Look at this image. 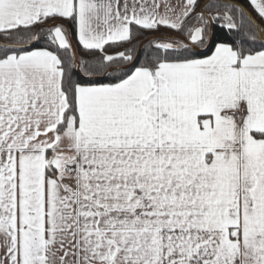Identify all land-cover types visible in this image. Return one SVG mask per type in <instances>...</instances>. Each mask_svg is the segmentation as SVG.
Here are the masks:
<instances>
[{
  "label": "snow or ice",
  "instance_id": "6c2138e0",
  "mask_svg": "<svg viewBox=\"0 0 264 264\" xmlns=\"http://www.w3.org/2000/svg\"><path fill=\"white\" fill-rule=\"evenodd\" d=\"M0 264H264V0H0Z\"/></svg>",
  "mask_w": 264,
  "mask_h": 264
},
{
  "label": "trees",
  "instance_id": "16d2710c",
  "mask_svg": "<svg viewBox=\"0 0 264 264\" xmlns=\"http://www.w3.org/2000/svg\"><path fill=\"white\" fill-rule=\"evenodd\" d=\"M147 35V34H146ZM144 37L143 36H140L138 37L136 40L133 41L134 44H137L139 45L142 41H143ZM73 43L75 44L76 41H75V38H73ZM128 45H125V47H127ZM76 48H77V52L78 54L81 56V57H84L86 55V53L84 51H82L80 49V46L77 44L76 45Z\"/></svg>",
  "mask_w": 264,
  "mask_h": 264
},
{
  "label": "water",
  "instance_id": "95a60500",
  "mask_svg": "<svg viewBox=\"0 0 264 264\" xmlns=\"http://www.w3.org/2000/svg\"><path fill=\"white\" fill-rule=\"evenodd\" d=\"M76 51H77V48H76ZM78 53V52H77Z\"/></svg>",
  "mask_w": 264,
  "mask_h": 264
}]
</instances>
